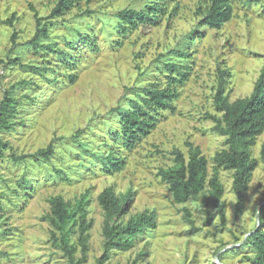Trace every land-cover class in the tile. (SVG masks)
I'll list each match as a JSON object with an SVG mask.
<instances>
[{
	"label": "rangeland",
	"instance_id": "obj_1",
	"mask_svg": "<svg viewBox=\"0 0 264 264\" xmlns=\"http://www.w3.org/2000/svg\"><path fill=\"white\" fill-rule=\"evenodd\" d=\"M148 1L76 0L62 16L50 19V37L42 40L67 53L62 56L28 44L36 30L35 13L48 16L58 0H0V55L5 59L0 63V103L6 89L22 97L19 123L0 130V137L10 143L0 155V264H70L51 238L49 199L62 194L75 202L86 191L93 226L82 264H98L105 240L98 195L109 185L119 194L133 192L119 221L148 208L157 211V224L137 235L132 247L113 250L105 264H253V249L246 241L254 228L264 227L259 216L264 204V132L252 146L258 165L239 216L233 170L219 168L226 224L219 216L206 222V208L216 211L213 204H203L209 187L199 199L177 203L159 168L174 164L175 147L187 153L190 140L207 155L213 173L215 152L226 146L225 136L207 117L221 114L213 103L218 66L230 70L226 92L231 100L252 92L264 64V0H232L234 16L219 29L201 22L208 0H174L164 3L158 24L140 23L122 32L117 11L142 9ZM177 48L190 56H178ZM13 56L22 62H9ZM173 60L190 67L189 78L179 87L177 110L165 111L147 136L133 148L125 147L116 108L128 106L141 86L165 83L168 72L162 61ZM52 140L56 153L51 160L13 157L14 152L33 153ZM109 150L125 160L121 170L103 168L101 157ZM184 205L199 229L184 219Z\"/></svg>",
	"mask_w": 264,
	"mask_h": 264
},
{
	"label": "trees",
	"instance_id": "obj_2",
	"mask_svg": "<svg viewBox=\"0 0 264 264\" xmlns=\"http://www.w3.org/2000/svg\"><path fill=\"white\" fill-rule=\"evenodd\" d=\"M76 0H58L48 16H36V30L28 40V44L35 49H47L65 55L62 50L54 47L51 41L43 43L42 40L50 37L51 18L62 16ZM174 0H149L145 8L137 9L126 7L117 11L119 27L122 32H128L140 23L158 24L163 13L164 3ZM232 0H208V5L203 11L201 22L212 28H222L234 16ZM13 21V19H12ZM17 32L12 39L15 41ZM82 37V36H81ZM178 56L189 57L190 53L177 48L174 51ZM9 62H22L20 56L9 57ZM168 72L165 83L161 81L150 82L136 91V97L129 98L128 106L119 105L116 109L120 114V130L124 146L131 149L143 137L147 136L159 123L165 111H176V100L180 97V86L184 85L190 75V67L178 61H162ZM0 63L5 59L0 55ZM39 71L42 67H37ZM218 84L213 96L215 108L221 114L207 113V117L214 121L213 129L225 136L226 146L217 150L214 155L215 165L213 173H209V159L199 145L187 140L188 152L179 147L173 149L174 164L169 167H160L159 175L169 185L175 202L185 204L190 199H199L209 187L208 194L204 195L203 204L208 207L213 204L215 212L208 214L207 223H211L217 216L222 224L227 221V202L223 199L225 187L219 175V168L233 170V189L236 194L235 213L237 216L244 212L246 193L250 186L258 159L253 155L252 146L257 137L264 132V64L254 83L252 92L244 97L231 100L226 92V85L230 70L222 65L218 66ZM74 76L71 79L74 80ZM26 83V80L23 81ZM22 97L14 95L10 89L5 90V95L0 103V130H12L19 123L16 116L18 105ZM22 121V120H21ZM9 141L0 137V155L5 154ZM55 142L50 141L45 147L33 153L16 154L13 157L18 161L33 158L36 160H51L55 155ZM264 156V143L262 146ZM103 168L109 172L119 171L123 168L125 160L121 155L109 150L101 157ZM58 172H64L57 169ZM28 181V180H26ZM86 191L75 202L67 200L62 194L50 197V211L46 218L49 220L52 240L61 248L70 264H82L90 249V229L93 219L88 216ZM133 192L119 194L113 185L106 186L98 195V201L105 213L103 224L104 252L98 257V264H105L113 250H126L133 246L137 235L157 224V211L145 209L140 213L130 215L123 222L119 221L127 212V203ZM183 217L193 229H199L193 218L192 210L184 205ZM260 221H264V204L259 211ZM246 244L253 249L249 257L253 264H264V227L254 228L247 238ZM80 252V255H78Z\"/></svg>",
	"mask_w": 264,
	"mask_h": 264
}]
</instances>
